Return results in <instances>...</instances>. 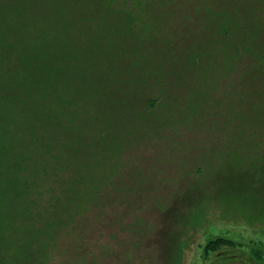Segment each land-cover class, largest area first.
<instances>
[{"label": "rangeland", "instance_id": "1", "mask_svg": "<svg viewBox=\"0 0 264 264\" xmlns=\"http://www.w3.org/2000/svg\"><path fill=\"white\" fill-rule=\"evenodd\" d=\"M263 53L264 0H0V124L48 126L7 263L264 264Z\"/></svg>", "mask_w": 264, "mask_h": 264}, {"label": "trees", "instance_id": "2", "mask_svg": "<svg viewBox=\"0 0 264 264\" xmlns=\"http://www.w3.org/2000/svg\"><path fill=\"white\" fill-rule=\"evenodd\" d=\"M249 42L254 41L250 40ZM244 67L253 74L257 73V75L249 77L251 80L248 82L253 83L255 81L253 79L256 77L258 80L264 73V53L247 61ZM44 124L42 121L0 124V264L15 263L6 261L3 247L5 234L2 231L1 220V217L18 209L16 201L19 193L17 189L13 188V185L18 186L22 180L28 178L30 180L46 179L45 152L47 150L48 126L47 123ZM11 131H16V135L9 139L7 133ZM26 133H29L30 136H25ZM28 161L32 163L31 167H28ZM17 166H19L18 172L15 168ZM224 243L226 241L221 237L209 239L204 246V254L210 250H216L219 245ZM20 264H26L25 259Z\"/></svg>", "mask_w": 264, "mask_h": 264}]
</instances>
